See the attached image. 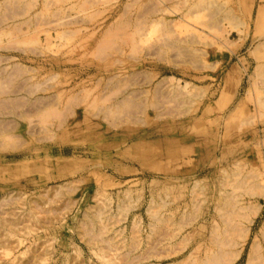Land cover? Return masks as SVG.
I'll list each match as a JSON object with an SVG mask.
<instances>
[{
    "label": "rangeland",
    "instance_id": "374dc122",
    "mask_svg": "<svg viewBox=\"0 0 264 264\" xmlns=\"http://www.w3.org/2000/svg\"><path fill=\"white\" fill-rule=\"evenodd\" d=\"M210 1L214 0H0V102H5L0 105V161L33 164L43 163L45 158L50 161L57 159L64 163L72 161L76 167L79 164L76 174L61 177L58 182L51 180L47 189H25L27 192L17 194L19 190L15 187L7 188L0 184L1 190L8 192L5 195L0 191V264H180V261L181 264L196 263L207 253L216 254L218 251L215 250L217 247L214 242L218 236H222L221 239L225 242L226 234L235 239V245L227 250L222 249L225 252H221L233 257L232 264H252L255 258L261 259L260 262L255 259L257 264H264L263 164L251 161L248 166L249 169L251 166L256 167L257 172L261 173L260 180L258 179L259 187L255 189L257 193L249 191L250 188L246 186H235L232 189L226 187L227 190L224 191L219 185L222 183L219 171L212 174H195L192 161L166 162L158 153L161 149L159 138L153 134L158 125L166 123L167 119L154 117L155 106L152 104L159 106L156 107L158 111L163 108L161 111L174 115L172 113L178 111L180 106L179 100L176 103L171 94V90L177 87L176 83L193 82V76L205 72L213 73L215 70L216 65L211 62H206L211 68L200 69L203 60L196 59L191 54V49H198V45L182 44L181 51L176 43L178 39H186L191 31L189 29L192 28V17H188L193 13L192 7L195 4L201 5V8L198 6L199 11L203 8L197 21H208L206 3ZM215 2L221 3L219 5L222 10L233 4L232 0ZM63 17L65 19H62ZM186 17L188 20H185ZM181 21L186 24L185 27L181 26ZM137 22H140L142 28ZM134 27L142 35L138 39L135 38ZM163 30L168 32L166 36ZM8 32L12 35L10 38L1 36V33ZM111 33L112 35H109ZM30 35H33V38ZM131 36L134 41L130 40ZM124 37L127 40H123ZM239 43L240 41H237V44ZM232 58L231 62H236L237 68L240 69L242 63L239 60L247 61L249 58L246 48ZM194 82L204 91V83ZM244 82H247L246 77ZM124 96L131 100L129 104H117ZM94 99L98 106L90 105ZM186 106L185 104L180 108L182 113L188 107L194 108L195 103ZM107 108H112L108 113L109 117L103 118ZM51 109H56L59 117L50 118L46 113ZM67 111H71L70 114ZM112 114H119L120 118L127 114L131 118L130 124L128 121V124L121 121L118 116L113 117ZM181 117H173L170 121L175 123ZM77 121L81 122V131L90 130L89 134L97 124L102 128H109L112 132H119L124 125L129 126V129L141 130L140 133L146 134L143 141L157 147L154 152H157L158 157L155 160L151 151L146 149L144 155L148 156L145 161L149 163L147 167L143 169L135 163L122 161L118 165L119 171L116 170L117 174L113 168L103 165L107 161L114 162L113 152L110 148L100 146L119 141L120 136L96 137L92 143L89 141L80 145L66 144L61 148L52 146L56 136L55 126L60 125V130H64L74 126L73 122ZM45 130L48 131L44 132ZM257 136H263L262 132L258 131ZM140 140L139 134L134 135L126 146L130 147ZM44 148H50L46 156L42 152ZM38 149L39 152L34 153ZM256 151L261 153L263 160L264 147ZM99 163L102 164L101 168L96 167ZM155 165L157 170L153 167ZM229 168L227 167L228 170ZM128 170L131 172H127ZM48 172L53 174V170ZM36 173L30 175L33 178L39 177V172ZM51 174L44 172L42 175ZM55 188L60 190L54 193ZM260 191L262 196L259 195ZM224 194L225 196H220ZM233 194L238 197L232 198ZM229 195H232L231 201L228 199ZM224 199H228L225 202L230 201L229 204L225 203ZM160 202L164 203L161 205ZM152 205L155 211L151 208ZM242 206L246 208L242 209ZM247 206L251 207L250 212L258 209L252 214L248 212ZM95 207L106 210L100 233L97 232V222L92 223V219L87 218ZM233 208L237 209L242 219L235 215L238 220L236 223L242 231L245 230L240 234L242 238H237L239 235L236 233L234 236L232 231L229 233L230 228L224 220L225 217L232 219ZM242 215H247V218ZM1 218L5 220L2 221ZM164 218L170 221L166 222ZM245 219L252 220L251 226L246 223L249 220ZM2 222L7 225L4 227ZM9 227L14 230H9ZM248 227L249 229H246ZM253 245L256 250L259 249L256 251L257 255L261 251L259 258L251 254ZM249 256L254 258L251 259L252 262L249 261Z\"/></svg>",
    "mask_w": 264,
    "mask_h": 264
},
{
    "label": "bare ground",
    "instance_id": "6f19581e",
    "mask_svg": "<svg viewBox=\"0 0 264 264\" xmlns=\"http://www.w3.org/2000/svg\"><path fill=\"white\" fill-rule=\"evenodd\" d=\"M232 3L233 4L230 7L226 8L225 10H222V8H220L221 7L220 6L221 3H219L220 4L219 5L217 2H215V0L214 1L207 2L206 3V10H207V12L206 11L205 12L207 13L208 21L206 20L205 22H201V20L200 21H197V19H199L198 16L200 15V11L201 10L203 11V8L200 9V11H199V7L201 5L195 4V6L192 7L193 13H190L191 16L189 15V17H188V18H191L192 17L191 18L192 19L191 20L192 26L189 25V26L192 27L191 29H189L191 31L188 32L189 35L186 33L187 31L185 32V34L188 35L186 37V39L182 36L184 39H178V40H176V43L178 44L177 45V48H180V50L183 51L181 49V45L182 44H186L187 43V44H191V45H198V47H197L198 49H194V48L191 49L192 50L191 54H192V56L194 58H196V59H202L203 60L202 61L203 65L201 67L198 66V65L197 66L200 67V69H203V68H211V66L206 63V62H211L213 65L215 64L216 67H215V70H214V67H212L213 70H214L213 73L205 72L202 75L200 74L199 76H193L192 77V81L193 82L194 81H197L200 84H203V83L205 84V86L203 87L204 88V91L203 90H200L202 88H198L199 85L196 86L194 84L195 82L194 83L193 82H190V81H183V83H180V81H179V83H176L175 82L176 85H177V87H175L174 89L171 90V94L174 97L176 103L179 100L180 106H178V111L172 113L174 115L168 114V113H166V111L165 112L161 111L163 108H161L160 111H158L156 109V107L159 108V106H157L155 103L152 104V106H155L154 107V110H155L154 111V117H158V118L159 117H161V118L165 117L167 119V122L166 123H164V124L162 123V125H160V124L158 125V128L155 130V132L153 134H155L159 138L158 142L161 145V149H160V151L158 153L160 154V157H162L163 159H166V162H167V160L168 161H177V162L179 160H180V162L181 161L182 162H191L192 161V162H194V163H192V166H193V171L195 170L194 171L195 174H212L214 172L219 171L218 173L221 174V179H222V183H220L219 185H221V187H222V189H224V191L227 190V189H225L226 187H230V189H232V188H235V186H237V188L238 187H241V186H246L247 188H250L249 191L254 192L255 189L259 187L258 186V182H259L258 179L261 177V173L257 172V168L256 167H252L251 166V168L249 169L248 168L249 163H251V161H253V163L263 164V166H264V159L261 160V157H260L261 156L260 155L261 153L258 152V151H256L259 148L261 149L262 147H264V0H232ZM178 7L180 8V6H178ZM202 15H204V14H202ZM202 15H201V17H202ZM67 17L68 16H66V20H67ZM182 18H184V17H182ZM62 19H65V18L63 17ZM186 19H187V17L185 18V20ZM128 20H129V18H128ZM182 21H184V20H182ZM61 22H62L61 23V25H62L63 24V20ZM64 23H66V22L64 21ZM137 23L140 24V22H137ZM183 23L184 22H182V24ZM68 24H71V23H68ZM154 24L155 23H153V25ZM47 25H48V23H47ZM183 25H181V26L182 27H185L186 26V24L184 26ZM64 26H65V24H64ZM141 26L142 25L140 24L139 27H141ZM163 27L164 26L161 25V28L162 29H164ZM134 29H135V27H134ZM184 29H186V28H184ZM16 30H18V29H16ZM178 30H179V28H178ZM120 31H122V30H120ZM134 31H135L134 32L135 38L138 39L139 36H142L136 29ZM163 31H165V30H163ZM184 31L185 30H183V32ZM47 34L45 36H47ZM166 34H168L167 31H165V34L164 35L166 36ZM109 35H112V33L109 34ZM160 35H161V33H160ZM183 35H184V33H183ZM1 36L2 37H8L9 36V38H10L12 35H11L10 32H8V33H1ZM30 36L33 38V35H30ZM125 36H127V34ZM175 36L178 37V35H175ZM47 37L49 38V36H47ZM114 37H115V35H114ZM182 37H180V38H182ZM59 38L61 39V37H59ZM62 39H63V37H62ZM124 39H126V38L124 37L123 40ZM165 39H168V38H165ZM130 40L132 41L133 40V37L130 38ZM237 41H240V43L237 44ZM105 42H108V41H105ZM21 44H22V42H21ZM31 44H34V43H31ZM103 44H106V43H103ZM106 45H104V46H106ZM135 45H137V44H135ZM147 45H149V44L147 43ZM49 47H51V45ZM4 48H6V47H4ZM45 48H47V46H45ZM135 48H137V47H135ZM243 48H246L247 54H248L249 58L247 59V61H244V60L240 59L239 62L242 63V65L240 64V66H242V67L240 69H238L236 62L233 63L231 61L233 59L232 57L235 56V55H237ZM178 57H180V55ZM243 61H244V63H243ZM183 62H185V60H183ZM190 64H192V63H190ZM193 66H195V65H193ZM210 71H212V70H210ZM17 77H18V75H17ZM244 77L247 78V82H244ZM170 79H171V77H170ZM25 91H26V89H25ZM0 94H1V92H0ZM129 96H131V95H129ZM130 101L131 100L129 99V97L124 96V97L121 98V100L118 101L117 104L128 105ZM192 102L195 103V107L194 108L188 107L182 113L183 110L180 109V108H183V106H185V104L187 106L188 105L191 106ZM3 103H5V102H2L1 101L0 102V105H2ZM90 105L96 106L97 105V101L95 99H94V101L92 100V102L90 103ZM100 105H102V104H100ZM94 109L95 108H93V110ZM107 109H108L107 112H105V111H104L105 113L102 112L103 113V115H102L103 118L104 117H107V118L109 117V114L108 113L110 112V109H112V108H107ZM55 110H52L51 109L50 112L47 111V113H46V111H44V114L45 113L48 114V116H50V118H51V116L53 118L54 117H59L58 116L59 113L56 112ZM69 112H71V111H69ZM62 114H64V113L62 112ZM127 114H129V113H127ZM127 114H125L122 118H120L118 116L119 114H116V115L112 114V115H114L113 117H116V118L119 117L118 119H120L121 121H124L126 123L128 121V123H129V121H130L131 118L128 117ZM181 114H182V117H181ZM65 115H67V114H65ZM146 115L149 116V114H146ZM147 116H146V118H147ZM169 117H172V118H169ZM173 117H176V118L177 117H181V118L177 122L174 123V122L170 121V119L173 120ZM57 120H58L57 122L59 123L60 120L59 119H57ZM73 123H74V126H72L70 128H67V129H64V130H60V128H61L60 125L55 126V128H54L55 131L54 132H56V136H55V139L52 141V142H54L52 144V146L54 145V146H57V147H60L61 148L62 146L66 145V144H69V145H80V144H86L89 141H91V143H92V142H94L93 140L96 139V137L97 138H101V137H116V138H119V136H120L119 141H115L112 144H109V143L102 144L100 146L102 148L103 147H105L107 149L110 148L111 149V152H113V156L115 157L114 162L107 161L103 165L106 166V167L113 168L114 169V172H116V170L119 171L118 170V165L122 161L127 162L129 164L130 163L131 164L132 163H135L138 167H143V169H144V167H147L146 165H149V163H146L145 161H147L146 159H147L148 156L147 155H144L146 153V149H149V151H151V154L155 157L154 158L155 160H156V157H158L157 152H154V151L157 150L156 149L157 147L154 146V145H151V143H149L147 141H143V139H144V137H145L146 134L144 132L143 133H140L141 130L138 131L137 129H129V126L124 125V126H122V129L119 132H112L109 128H102V127H100L99 124H97L96 125V128L92 127L93 132H90L91 134H89L88 131H90V130H88V131H81L82 130L81 129L82 127H80L81 122L77 121V122H73ZM3 126H4V124H3ZM8 126H10V125H8ZM51 128H52V124H51V126H50L49 129H51ZM43 130H44V128H43ZM46 131H48V130H45L44 132H46ZM258 131L262 132V135L263 136H257ZM137 132H139V133H137ZM50 133H51V131H50ZM161 133H164L165 135H163ZM138 134H139L141 140L138 141V142H136V143H134V144H131L130 147L126 146V144L129 141V139H131L134 135H138ZM43 135L45 136L46 134H43ZM171 135H173V137ZM7 137H8V135H7ZM46 137H48V136H46ZM49 149L50 148H44V149H42V152H43V154L45 156L48 155ZM39 150L40 149H38L34 153H38ZM133 152H136L137 154H135ZM138 153H141V154H138ZM18 155L19 154H17V156ZM16 162L17 163H2L0 161V184H2L3 187H6L7 186V188H9V187H13L14 188L15 187L16 190H19L17 194H22L23 192H27L29 190H36V189L41 188V187H46V189H47V184L51 180H53L54 182H58V181H60V178L61 177H64V178L65 177H68V176L71 177V176H73L74 174H76L78 172L77 167L79 166V164H77L78 165L77 167L74 166L72 161H66V163H64V162H62L60 160H57V159L55 161H50V160H47L45 158L43 159V163L35 162L33 164L32 163L29 164V163H26V162H18V161H16ZM96 167L97 168H101L102 167V164L99 163ZM153 167L155 168V170L158 169L157 165H155ZM227 167H230L229 170L227 169ZM168 169H169V167H168ZM49 170H53V174H51L52 172H48ZM82 170H83V168L80 171H82ZM36 172H39V177L36 176L37 178L36 177L33 178L30 174H37ZM44 172L50 173L51 175H48V176L47 175H42ZM127 172H131V170H128ZM97 177L98 176L96 174V178ZM182 179H183V177H182ZM200 179H202V178H200ZM21 182H22V184H21ZM260 182H262V181H260ZM193 185H195V184H193ZM105 186H107V184ZM59 187L61 188L62 185H59ZM60 188H57V189L55 188V190H53L54 193H56L57 191H59ZM200 188H202V186ZM25 189H27V191ZM3 190L4 189L1 190V188H0V191L4 192L5 195H6L8 192L7 191L5 192ZM261 191L259 192V195H261ZM102 192H104V191H102ZM200 192H201V190H200ZM194 193H196V192H194ZM255 193H257V192L255 191ZM196 195H198V193H196ZM247 195H248V193H247ZM220 196H225V194L224 195H220ZM231 196L228 197V199H230V201H231ZM47 197H48V195H47ZM233 197H238V196H235V194H233L232 198ZM46 200H47V198H46ZM46 200H45V202H47ZM225 200L226 199H224V202H225ZM230 201H228V202H230ZM48 202H50V201H48ZM228 202H225V203H228ZM163 203L160 202L161 205ZM97 205H98V203H97ZM227 205H225V207ZM103 207H105V206H103ZM152 207H153V205L151 206V208ZM185 207H187V206H185ZM223 207H224V205H223ZM243 207H245V206H242V209H244ZM149 208H150V206H149ZM157 208H159V207H157ZM247 208H248V206H247ZM249 208H251V207H249ZM152 209H150L151 210L150 213L153 216ZM160 209H162V208H160ZM242 209H239L238 208V210H240V211ZM248 209H246V210H248ZM257 209L258 208L254 209L253 212H250V209H249L248 212H250L252 214H255L256 211H257ZM148 210L146 212H148ZM236 210L237 209L235 208L234 209V213L231 214L232 215V219L229 218V217H225L224 220H226V225L230 228V230H228V232L231 233V231H232L233 234H234V236H236L235 235V233H236L237 235H239V236H237V238H238V237H241L240 234L242 232H244L245 230L242 231V229L240 228V226L236 223V221H238V220H236V217L237 218L240 217V215H238L239 213ZM153 211H155V209H153ZM156 212H158V211L156 210ZM224 215H225V213H224ZM229 215H230V213H229ZM235 215H237V216L235 217ZM105 216H106V210L104 211L102 208H96L95 207L94 210L91 213L88 214L87 218L90 217V219H92L91 220L92 223L97 222V224H96L97 227H98V231L97 232H99V229H102L101 227H103L102 220H104V217ZM226 216H228V215L226 214ZM242 216L244 217L245 215H242ZM240 219H241V217H240ZM4 220L5 219L3 218L2 221H4ZM164 220L166 222L167 221H170V220H168V218H166V219L164 218ZM245 220H249V219H245ZM165 221H163V222H165ZM6 223H8V221ZM90 223L91 222H89V224ZM168 223H170V222H168ZM246 223L248 224V226H251L252 220L246 221ZM2 225H4V227H5L7 224H5V223L3 224V222H2ZM8 225H10V224H8ZM166 225H167V223H166ZM171 226H172V224H171ZM89 228H92V227H89ZM8 229L9 230L11 229V231L14 230L11 227H9ZM246 229H249V227L246 228ZM224 231L225 230L223 228V232ZM210 234H212V233H210ZM214 234H216V233L214 232ZM225 234L226 233H224V235ZM230 235L232 236V234H230ZM262 235H264V234H262ZM221 237L218 236L217 237V241L214 239L215 240L214 244H216V247H217V249H215V250L218 251L216 254H213V253L212 254H210V253L208 254L207 253V255L205 254L206 256H204V258H202L201 260H198L197 262L195 261L196 263L189 262V261H191V259L189 261L188 260L187 261L189 263H192V264H232L233 257L230 254H227L228 257H225L227 255H226V253H222V252H225V250L222 251V249H226L227 250L228 247L230 248V246L235 245V243H234L235 242V239H233L232 237H229V235L226 234V237H225V240L226 241L223 242L224 240H223V238L221 239ZM2 238H4V237H2ZM208 238H210V237H208ZM100 240H102V239H100ZM183 243H185V242H183ZM210 244H211V242H210ZM236 246H237V244H236ZM214 247H215V245H214ZM255 248H256V246L253 245L252 246V251H251V254L253 253V257L255 255H257L256 251L259 250V249L256 250ZM103 249H105V248L103 247ZM195 249L197 250V248H195ZM108 252H110V251H108ZM231 253H233V252H231ZM259 253H260L259 255H261V251ZM223 254H225V256H223ZM236 254H235V256H236ZM251 254H250V256H251ZM191 255L192 254L190 253V256ZM229 255L231 257H229ZM259 255H257L258 258H259ZM250 256H249V258H250ZM121 257L123 258V256H121ZM197 257L198 256L196 255V258ZM184 258L186 260V257H184ZM196 258H194V259H196ZM252 258H250L249 261H251ZM255 259H256L257 262L258 261L260 262V260H261V259L258 260L257 258H255ZM255 259L252 260V261L254 262ZM183 261H184V259H183ZM253 262H252V264H254ZM257 262H256V264H257ZM246 263H249V262H246ZM180 264H181V261H180ZM249 264H251V263H249Z\"/></svg>",
    "mask_w": 264,
    "mask_h": 264
}]
</instances>
